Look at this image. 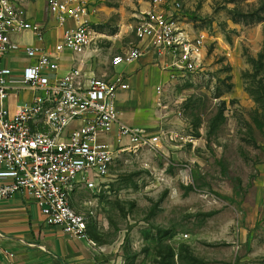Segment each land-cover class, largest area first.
<instances>
[{"label": "rangeland", "instance_id": "obj_1", "mask_svg": "<svg viewBox=\"0 0 264 264\" xmlns=\"http://www.w3.org/2000/svg\"><path fill=\"white\" fill-rule=\"evenodd\" d=\"M15 1L40 26L66 0ZM81 2L94 31L85 71L112 79L113 59L142 46L149 129L178 136L120 155L102 191L73 194L101 264H264V0ZM161 16L193 61L147 48L141 31Z\"/></svg>", "mask_w": 264, "mask_h": 264}, {"label": "built area", "instance_id": "obj_2", "mask_svg": "<svg viewBox=\"0 0 264 264\" xmlns=\"http://www.w3.org/2000/svg\"><path fill=\"white\" fill-rule=\"evenodd\" d=\"M49 15L60 34L48 53L14 40L33 34L44 42L46 27L34 24L17 1L0 0V199L27 192L47 225L90 242L85 217L72 207L75 191H102L120 155L159 149L178 136L123 123L118 110L123 76L107 79L85 71L94 31L81 0L52 1ZM140 36L147 40V48L160 55L181 50L186 64L193 61L191 46L181 41L163 16L151 28H143ZM20 52L37 60L24 69L19 81L34 96L12 115L8 100L14 77L3 61ZM66 54L72 56L73 64L61 75ZM144 55L142 46L131 48L116 56L112 65L130 66ZM0 254L10 259L1 245Z\"/></svg>", "mask_w": 264, "mask_h": 264}, {"label": "crops", "instance_id": "obj_3", "mask_svg": "<svg viewBox=\"0 0 264 264\" xmlns=\"http://www.w3.org/2000/svg\"><path fill=\"white\" fill-rule=\"evenodd\" d=\"M27 13L29 19L36 24V13L28 10ZM41 26L46 27L44 42H40L33 34L15 37L14 40L43 48L48 53L52 52L60 32L55 28L56 24L52 18ZM149 59L151 60L150 57ZM36 61L28 58L24 52L13 53L3 61V64L12 70L14 77V88L8 100V108L12 115L34 96L32 91L22 89L19 81L24 69L33 66ZM72 64V56L64 55L60 74H65ZM150 73V68H141V64L114 67L115 76L122 75L129 86L128 90L123 87L119 92L118 110L120 120L130 127L149 129L154 122L150 106L154 82ZM16 88L21 90L18 92ZM0 245L10 254V259L0 254V264L102 263L101 255L97 254L89 241L77 240L65 234L60 228L47 225L38 205L27 192H22L12 199H0Z\"/></svg>", "mask_w": 264, "mask_h": 264}, {"label": "trees", "instance_id": "obj_4", "mask_svg": "<svg viewBox=\"0 0 264 264\" xmlns=\"http://www.w3.org/2000/svg\"><path fill=\"white\" fill-rule=\"evenodd\" d=\"M261 58H263V56Z\"/></svg>", "mask_w": 264, "mask_h": 264}]
</instances>
